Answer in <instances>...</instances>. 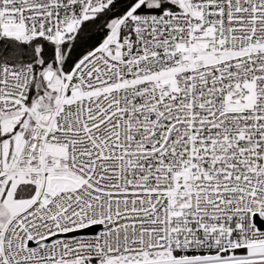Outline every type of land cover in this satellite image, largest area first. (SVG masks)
I'll return each mask as SVG.
<instances>
[{"label":"snow or ice","instance_id":"1","mask_svg":"<svg viewBox=\"0 0 264 264\" xmlns=\"http://www.w3.org/2000/svg\"><path fill=\"white\" fill-rule=\"evenodd\" d=\"M0 264H264V0H0Z\"/></svg>","mask_w":264,"mask_h":264}]
</instances>
